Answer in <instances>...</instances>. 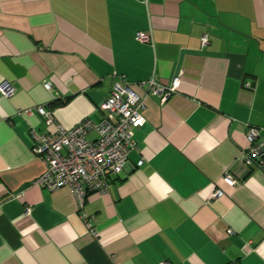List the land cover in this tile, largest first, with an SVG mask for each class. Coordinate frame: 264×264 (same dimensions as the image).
<instances>
[{"label": "crops", "instance_id": "1", "mask_svg": "<svg viewBox=\"0 0 264 264\" xmlns=\"http://www.w3.org/2000/svg\"><path fill=\"white\" fill-rule=\"evenodd\" d=\"M113 73L146 119L80 204L36 182L32 133L99 121ZM179 73L165 101L143 82ZM2 80L0 264H264V167L241 156L250 125L264 136V0H0Z\"/></svg>", "mask_w": 264, "mask_h": 264}, {"label": "built area", "instance_id": "2", "mask_svg": "<svg viewBox=\"0 0 264 264\" xmlns=\"http://www.w3.org/2000/svg\"><path fill=\"white\" fill-rule=\"evenodd\" d=\"M147 40V35H141ZM208 42V35L202 34L201 44ZM115 79L112 88L100 107L103 117L94 122L86 117L71 127L55 123L51 132H33L32 150L42 157L45 162L44 172L36 182L49 189L61 185H69L80 204L87 193L92 191L105 192L109 186L110 173H118L127 163L128 153L136 146L133 138L134 129L145 121L142 108L145 106L144 97L129 85L123 74L113 73ZM180 73L172 77L168 84L150 77L143 81L147 91L158 94L161 101H165L177 88ZM50 87V82L44 83ZM246 87L251 81L245 80ZM0 91L9 96L14 92V86L6 80L0 82ZM29 112L30 109H24ZM36 110L52 122L49 111L43 106H36ZM90 130H95V138H88ZM263 128L250 125L245 133L246 147L241 156L247 162H254L264 167V136ZM222 179L229 185H234L236 179L230 172L225 171ZM222 189L216 187L212 194H222ZM227 232H231L228 228Z\"/></svg>", "mask_w": 264, "mask_h": 264}]
</instances>
